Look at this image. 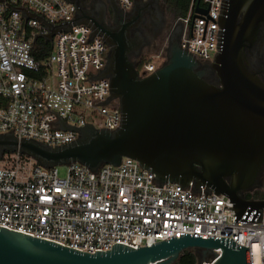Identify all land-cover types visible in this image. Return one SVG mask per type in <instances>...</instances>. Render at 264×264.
Segmentation results:
<instances>
[{"label":"water","instance_id":"95a60500","mask_svg":"<svg viewBox=\"0 0 264 264\" xmlns=\"http://www.w3.org/2000/svg\"><path fill=\"white\" fill-rule=\"evenodd\" d=\"M70 1L78 5V17L61 23L7 5L48 28L36 38L45 34L52 40L58 31L83 24L92 28L88 40L103 36L111 46L108 62L101 74L88 79L109 77L110 95L98 103L118 98L121 124L114 130L73 126L59 117L62 128L77 130L79 136L56 146L19 139L13 126L0 133V157L20 151L45 167L79 162L90 171L131 157L159 183H179L197 196L225 194L233 202L235 221L261 222L264 198L247 199L244 193L264 188V0H225L218 52L210 63L209 58L198 61L189 43L182 48L180 21L169 26L159 0H135L128 15L116 0H108L114 27L108 17V24L103 21L101 0H94L91 9L85 0ZM200 1L196 11L208 14ZM163 28L170 36L167 60L155 72L141 74L132 56L140 59L141 47L153 48ZM187 249L196 253L197 264H251L248 247L215 238L186 235L89 253L0 226V264H174Z\"/></svg>","mask_w":264,"mask_h":264},{"label":"built area","instance_id":"2783aa9c","mask_svg":"<svg viewBox=\"0 0 264 264\" xmlns=\"http://www.w3.org/2000/svg\"><path fill=\"white\" fill-rule=\"evenodd\" d=\"M201 1L208 14L198 13V0H192L187 14L178 17L180 42L183 49L189 43L198 61L211 62L218 52L223 0ZM118 2L127 10L133 5V0ZM7 4L24 6L51 23L78 17V5L70 0H0V133L14 126L19 139L56 146L79 136L62 128L59 117L73 126H120L119 99L98 103L110 95L109 77L88 79L108 62L103 38L88 40L92 28L86 24L60 30L52 40L45 34L36 38L48 28ZM39 40L51 45L50 53ZM163 63L145 59L139 72L149 75ZM64 166L62 175L60 166L45 167L20 151L5 152L0 157V226L89 253L186 235L215 238L248 247L251 264H264V210L261 222H237L225 194L197 196L179 183H159L131 157L97 171L79 162ZM251 194L246 198L257 199L254 190Z\"/></svg>","mask_w":264,"mask_h":264},{"label":"flooded vegetation","instance_id":"af4514ba","mask_svg":"<svg viewBox=\"0 0 264 264\" xmlns=\"http://www.w3.org/2000/svg\"><path fill=\"white\" fill-rule=\"evenodd\" d=\"M104 4H105V12L103 15V21L105 24H108V19L109 18V24L111 27H114L116 24L113 22V8H112V4L108 1V0H101ZM160 4L162 6L163 12L165 14L167 23L169 26L177 23L178 21V11L177 9L172 6V4L170 3L169 0H159ZM146 2H148V0H141V4H145ZM85 3H89L88 5L85 6V8L87 9H91L94 7V0H85ZM116 4L119 10H121L123 7L120 5V3L118 2V0H116ZM224 4H225V0H223V4H222V10H221V15L223 14L224 11ZM135 0H133V5L131 7V9L127 10L125 8H123L124 12L128 15L129 13H131L134 9H135ZM98 36H101L103 38L102 35L97 34ZM167 37L169 36L168 30L167 28H163L161 36H155V43L156 45L150 49V45L144 46L140 48V59L133 57L132 59L133 61L136 63V66L140 65L144 60L146 55L148 54H156L159 59L157 61H163L165 62L167 60L168 57V45H167ZM180 39H181V26H180ZM105 41V40H104ZM106 42V41H105ZM106 45L108 47V53L111 49V46L107 44ZM204 62V61H202ZM210 63V61H209ZM248 194V192H245L244 195L246 196Z\"/></svg>","mask_w":264,"mask_h":264},{"label":"trees","instance_id":"16d2710c","mask_svg":"<svg viewBox=\"0 0 264 264\" xmlns=\"http://www.w3.org/2000/svg\"><path fill=\"white\" fill-rule=\"evenodd\" d=\"M169 1L172 4V6H174L177 9L179 16L186 15L192 3V0H169ZM39 44L40 45L44 44L46 46L45 51L47 52V54L50 53V50H51L50 44L46 43L44 40H39L38 45ZM45 55L46 53L41 55L40 58H43ZM143 62L137 66L138 70L142 68ZM246 196L251 197L250 195H246ZM254 197L264 198V193L255 192ZM197 263H198V258H197L196 253L193 250L187 249L182 253L178 261L175 262L174 264H197Z\"/></svg>","mask_w":264,"mask_h":264},{"label":"rangeland","instance_id":"374dc122","mask_svg":"<svg viewBox=\"0 0 264 264\" xmlns=\"http://www.w3.org/2000/svg\"><path fill=\"white\" fill-rule=\"evenodd\" d=\"M150 58H152V59H154V60H158V59H159V57H158L156 54H153V53L148 54V55H146V57H145V59H150ZM160 59H161V58H160ZM160 59H159V60H160ZM65 169H66V168H65L64 165L60 166V173H61L62 175L65 174V171H66ZM254 191L257 192V193H264V188H262V187H255V188H254ZM250 196H252V194H251ZM208 259H210V257H208ZM208 259H207L205 262H208Z\"/></svg>","mask_w":264,"mask_h":264}]
</instances>
